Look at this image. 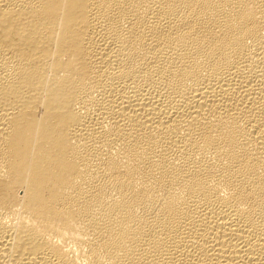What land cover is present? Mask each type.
<instances>
[{
    "label": "bare ground",
    "instance_id": "6f19581e",
    "mask_svg": "<svg viewBox=\"0 0 264 264\" xmlns=\"http://www.w3.org/2000/svg\"><path fill=\"white\" fill-rule=\"evenodd\" d=\"M0 264H264V0H0Z\"/></svg>",
    "mask_w": 264,
    "mask_h": 264
}]
</instances>
